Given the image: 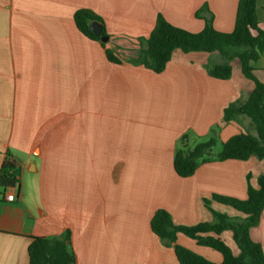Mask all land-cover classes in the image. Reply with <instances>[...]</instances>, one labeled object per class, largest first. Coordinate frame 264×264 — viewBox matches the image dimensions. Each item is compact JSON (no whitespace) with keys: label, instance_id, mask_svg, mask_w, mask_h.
I'll list each match as a JSON object with an SVG mask.
<instances>
[{"label":"crops","instance_id":"1","mask_svg":"<svg viewBox=\"0 0 264 264\" xmlns=\"http://www.w3.org/2000/svg\"><path fill=\"white\" fill-rule=\"evenodd\" d=\"M238 4L0 0V169L11 155L21 177L20 191L0 188V264H30L31 237L54 238L68 230L75 264H179L174 249L151 229L157 210H167L181 226L214 222L210 209L245 217L213 200L215 195L246 200L249 185L258 188L264 175V159L256 156L215 160L224 142L246 133V116L223 119L231 103L247 101L255 88L239 60L232 62L229 80L207 73V64L222 62L216 53L176 50L159 74L131 63L117 65L74 20L79 9L94 11L112 37L110 45L133 58L137 39L149 37L159 14L199 33L205 21L196 13L206 5L214 28L231 33ZM257 18L264 27V0L257 3ZM254 67L264 82V56ZM212 137L220 147L212 151L213 161L189 178L179 177L177 149ZM250 235L264 252V218ZM220 238L234 256L240 254L231 231ZM177 242L223 262L219 252L183 234Z\"/></svg>","mask_w":264,"mask_h":264},{"label":"trees","instance_id":"2","mask_svg":"<svg viewBox=\"0 0 264 264\" xmlns=\"http://www.w3.org/2000/svg\"><path fill=\"white\" fill-rule=\"evenodd\" d=\"M258 1L239 0L235 27L231 33H221L214 28L213 16L206 5L196 13L197 18L205 21L204 29L199 33L176 27L159 14L149 37L137 39L139 49L133 58H126L116 47L110 45L112 37L107 33L105 26L101 35L109 37L106 43L93 33L90 28L91 23L99 22L104 25L102 17L94 11L79 9L74 15V20L84 36L101 42L108 61L117 65L131 63L159 74L166 69L176 50L184 53H216L220 55L222 62L207 64V73L214 79L229 80L233 72L231 64L238 59L243 75L255 84V88L247 101L231 103L224 110L223 119L228 123L236 120L238 116H247L257 136L241 132L231 137L222 144V150L215 160L247 161L253 156L264 159V82L258 79L254 67V64L264 56V27L260 26L257 18ZM204 13L208 16L203 17ZM216 144L217 139L212 137L193 148H188L185 144L181 145L174 157L176 174L181 178L193 176L200 165L213 161L212 151ZM20 184L18 166L11 159V155H7L0 169V188L5 190L17 188L20 191ZM213 200L233 208L245 217L231 218L210 209L214 222L181 226L174 223L167 210L159 209L151 220L153 233L174 249L179 264H217L180 245L177 242L179 234L219 252L223 256V262L220 264H264L263 248L261 244L253 241L250 235L251 230L264 218V175L258 178V188L249 185L246 200L218 195L213 196ZM224 231L233 233V239L240 250L238 256H234L230 247L220 238ZM30 239L28 247L30 264H75V255L70 250L69 230L54 238L31 237Z\"/></svg>","mask_w":264,"mask_h":264},{"label":"rangeland","instance_id":"3","mask_svg":"<svg viewBox=\"0 0 264 264\" xmlns=\"http://www.w3.org/2000/svg\"><path fill=\"white\" fill-rule=\"evenodd\" d=\"M259 66H261V61L259 62ZM243 119L246 121L244 126H245V131L246 133H249L251 135H254V136H257V132L251 122V120L246 116V117H243ZM220 151V147L219 146H215L213 148V152L216 153V152H219ZM25 183H30V181H26Z\"/></svg>","mask_w":264,"mask_h":264},{"label":"water","instance_id":"4","mask_svg":"<svg viewBox=\"0 0 264 264\" xmlns=\"http://www.w3.org/2000/svg\"><path fill=\"white\" fill-rule=\"evenodd\" d=\"M103 26L104 25L102 23L93 22L91 23L90 28L96 36L101 38L102 42L106 43L109 40V37L101 35Z\"/></svg>","mask_w":264,"mask_h":264},{"label":"built area","instance_id":"5","mask_svg":"<svg viewBox=\"0 0 264 264\" xmlns=\"http://www.w3.org/2000/svg\"><path fill=\"white\" fill-rule=\"evenodd\" d=\"M15 197H16V196H14L13 194H11V195H8V196H7V199H8V201H11V202H12V201L15 200Z\"/></svg>","mask_w":264,"mask_h":264}]
</instances>
